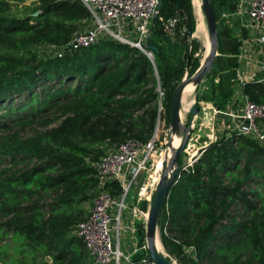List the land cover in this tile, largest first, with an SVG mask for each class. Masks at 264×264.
Instances as JSON below:
<instances>
[{"label":"trees","instance_id":"16d2710c","mask_svg":"<svg viewBox=\"0 0 264 264\" xmlns=\"http://www.w3.org/2000/svg\"><path fill=\"white\" fill-rule=\"evenodd\" d=\"M210 1L218 55L197 98L224 110L241 39L219 13L235 11L237 0ZM34 2L32 12L16 17L4 13L7 2L0 0V232L17 252L28 248L49 256L43 264H88L73 233L85 217L78 204L97 184L92 163L100 156L88 145L105 139L146 142L156 129L163 132V111L170 121L187 59L189 74L198 67V43L190 39L194 15L190 0H161L162 19H154L148 40L157 49L154 63L139 49L110 40L43 59L33 47L65 42L89 11L79 0ZM173 17L179 19L175 29L186 25L183 40L165 33L163 20ZM159 85L165 91L160 111ZM242 93L264 104V81H245ZM259 127L264 134V121ZM110 187L119 192L117 183ZM157 223L166 251L179 264H264V137L225 131L208 144L169 188ZM144 232L139 224L140 243ZM0 252H6L4 245ZM142 258L150 261L147 249L133 256L136 262Z\"/></svg>","mask_w":264,"mask_h":264},{"label":"built area","instance_id":"2783aa9c","mask_svg":"<svg viewBox=\"0 0 264 264\" xmlns=\"http://www.w3.org/2000/svg\"><path fill=\"white\" fill-rule=\"evenodd\" d=\"M79 1L88 9V17L76 22L75 29L65 42H44L35 46L34 52L37 55L41 53L43 59L62 57L66 53L100 41L110 40L139 49L154 63V52L149 49L148 40L154 19L159 17V0ZM232 15L242 19L243 28L260 33L261 41L264 42V0H237L235 11L226 13L225 17ZM178 20V17L168 19L166 27L174 29ZM237 81L242 88L245 80L237 74L234 83ZM261 81H264V78ZM157 91L161 108L165 91L160 85ZM199 106L203 110L204 107ZM211 107L215 120L218 121L216 127L220 131L222 130V133L227 130L235 131L259 140L263 139L264 134L259 127V122L264 121L263 103L253 102L244 96L243 104L239 110H221L215 104H212ZM194 126L193 121L191 131ZM193 136L195 135L193 134ZM218 138L217 134H213L209 143L197 148V155H193L194 157H191L183 165L182 171L191 167L201 156L202 149ZM190 139L191 137L188 136L185 149L189 148ZM103 142L106 145L103 154L92 163L97 178V184L92 191V203L87 215L76 223L75 234L82 240L91 264L152 263L153 261H147L146 258H142L139 262L133 259L137 250L147 249L145 244L131 252H125L121 249L120 243L125 229H129L132 234H135L136 221L142 220L146 225L148 210H142L136 203H127L126 198L131 185L136 181L139 173L143 172L140 182L141 194L151 202L159 179V174L154 173L149 165L160 142L157 129L153 137L146 142L134 138L122 142L105 139ZM180 174L177 178L180 177ZM114 182L119 186L118 193L110 190V186ZM124 210L129 212L125 226L123 224Z\"/></svg>","mask_w":264,"mask_h":264},{"label":"rangeland","instance_id":"374dc122","mask_svg":"<svg viewBox=\"0 0 264 264\" xmlns=\"http://www.w3.org/2000/svg\"><path fill=\"white\" fill-rule=\"evenodd\" d=\"M190 1H191L192 11H193L194 21H195V27H194V30H193L191 36H190V39H195L196 42L198 43V50L194 53V57H197L198 62H199L198 63V67H199L201 65V63H203V61H204L203 55H204V51H205V46L202 42L203 41L202 37L201 36L198 37L197 35H195L194 31H195V28L197 26L198 19H197V16L195 14L194 0H190ZM6 2H7V5L5 7L4 13L7 15H13L16 17L26 16V14L32 12L36 6V3L34 2V0H6ZM202 14H203V19L205 22L206 29L208 31V24H207V20H206V17H205L203 10H202ZM225 14L226 13H224V12H220L219 17L225 18L226 22H227L228 18L225 17ZM158 18L160 19V16ZM163 22L165 24L164 30H165L167 37H169L172 41L183 40V38L185 37L184 33H185V29H186L184 27H186V25L182 28H176V29L175 28L174 29L169 28L168 29L166 27L167 21L163 20ZM208 34H209V31H208ZM185 41H188V43H189L190 40H189V38L188 39L186 38ZM190 48H191V46H190ZM33 51H34V47H33ZM41 56H42L41 53H39L38 57L42 58ZM189 66H190V61L187 59L185 72H184L182 78L183 77H190L197 70L196 69L192 74H189V69H188ZM211 68H212V66H211ZM211 68L207 72V74L201 79V81H199L197 84H195L193 81H190L194 84L193 89L190 90L189 92H186L187 94L184 93L182 95V104H181V109H180V114H182L181 115V122L182 123L187 124V122L189 120V116H190L189 115V107L192 105L193 102H196L197 104L202 105L203 107H206L205 105H207V108H204V110H202L201 112L198 113L199 114L198 122L195 124L194 128L192 129L191 133L189 134V136L191 137V139L189 140V148L185 149V151L179 155V159H178L179 163L177 162L179 167H183V165L186 164L191 159V157L196 156L197 155V153H196L197 147L199 145L203 144V142L205 140H207V143H209L213 134H217L218 137L223 135V133L221 132L222 130L220 131V129H218L216 127V124L218 123V121L215 120L214 116H213V109L211 107V105L213 103L210 100L206 101L205 99H202V98L198 99L197 98L198 95L201 96V95H203L204 91H206L207 83L212 78ZM217 79H218L217 76H215L214 81H217ZM158 99H159V97H158ZM184 103L189 105V107L187 109L184 108V106H183ZM159 108H160V106H159ZM161 109H162V107L158 110L160 111ZM167 115H168L167 110L164 109L163 118L161 121V128H160V132L162 131V129H163V132L162 133L157 132V136L160 137V140H159L160 142L158 143L159 146H158L157 152L154 154V157L149 164L152 168V171L156 174H159V177H160V172L162 169V162L164 159L165 151L167 149H169L168 145H169V142L172 140L171 135H172L173 130H171L170 121H169ZM199 121H202L203 125L201 126L200 130L197 131ZM55 123H57V122H55ZM158 125H159V118H158V121L156 124L157 128H158ZM180 131L181 132H179L180 133L179 135L181 137L179 136V139H180L179 142L184 137V132L181 128H180ZM23 133L26 135L30 134L31 133L30 128L25 129V131ZM193 134L195 136H193ZM196 135H199V136H196ZM192 136H193V138H192ZM88 146L90 147V149L94 150L93 156L97 155L98 157L99 156L101 157V155L103 154V152L106 148V145L104 144L103 141L95 142V143L89 144ZM101 152H102V154H101ZM95 161H97V160H94V162ZM0 166H2V165H0ZM143 174H144L143 172H140L136 181L131 185L129 193H128L127 198H126L127 203L138 204L137 203V197H140L141 192H142V189L140 188V182L142 180ZM91 194H92V192H91ZM92 198H93V194L89 199L78 204V208L82 210V216L87 215L88 210H89L91 203H92ZM47 201H49L48 198L46 200H44L42 203L45 204ZM235 209L238 210L239 207L236 206ZM127 212H128V210H124V215ZM123 221H124V216H123ZM74 229H75V226L73 228V233H75ZM163 231H164V229L161 228V224L157 223L155 237H157L159 239V242H160L161 247H162L161 251L164 254H166L167 257L174 264H179L178 260L175 257H173L172 255H170L164 247L163 240H162V232ZM125 239L126 240H123V239L121 240V249L122 250H123V242L124 241H126L128 243H131V241H133L129 237L128 238L126 237ZM138 240L140 242L139 238H138ZM144 244L146 245L145 232H144V239L142 241V245H144ZM1 245H4V247L6 248V252L5 253L0 252V261L2 259H6L8 262H10V264H43V262L49 258V256L44 255V253H34V252H32L31 249H28V248L26 249L25 252L15 251L14 244L11 243L9 236L4 237L1 235V232H0V246ZM143 250H145V249H143ZM86 262L88 264H91V262L88 258H87ZM0 264H3V263L0 262Z\"/></svg>","mask_w":264,"mask_h":264},{"label":"water","instance_id":"95a60500","mask_svg":"<svg viewBox=\"0 0 264 264\" xmlns=\"http://www.w3.org/2000/svg\"><path fill=\"white\" fill-rule=\"evenodd\" d=\"M160 4H161V0H159V6ZM201 7L205 14L208 24L210 50L208 55L204 59L203 63H201V65L197 68V70L190 77H183L176 86V88L174 89L171 100V106H170V127L171 130H177V131L181 128L184 132V137L176 146L172 145V140L169 142L168 147L171 151V155L167 160V156H168L167 151L164 154L160 177L155 186V190L148 208L147 221L145 225V238H146V246L149 254V259L156 264H174L167 257V255L164 254L159 249H157L155 245L156 227L163 202L166 200L168 196L169 188L176 180L178 174L182 172V167H179L177 164V158L181 153L184 152V149L188 142V136L191 131L192 123L200 111L199 104L193 102L189 108L190 116L187 124L181 122L179 115L182 104L183 90L190 81H193L195 84L201 81V79L210 70L215 58L218 55L217 21L215 19L211 1L201 0ZM33 14L37 15L38 11L34 12ZM148 47L149 49L153 50V52L157 51L156 47L154 46L149 45ZM155 72H156V68H155Z\"/></svg>","mask_w":264,"mask_h":264},{"label":"crops","instance_id":"0c3cea01","mask_svg":"<svg viewBox=\"0 0 264 264\" xmlns=\"http://www.w3.org/2000/svg\"><path fill=\"white\" fill-rule=\"evenodd\" d=\"M227 24L232 28L233 34L241 39V45L239 48V53L237 55L238 66L236 68L238 76H240L245 81H261L264 78V42L261 41V34L256 33L251 29L242 27V19L237 16H229L227 17ZM245 35V36H243ZM244 94L242 93V88L240 87L239 82L233 84V94L230 98L229 104L226 109L239 110L243 104ZM207 108V105L206 107ZM203 108V110H204ZM200 109L199 112H201ZM199 114L194 119V125L198 122ZM214 116V115H213ZM215 119V117H214ZM202 121H199V125L197 131L200 130L202 126ZM207 136V135H206ZM207 144V140L203 142V144L199 145L197 148H201ZM137 203L139 207L147 211L150 205L149 200L146 196L140 195L137 197ZM129 216V212L124 215V226L127 224V219ZM136 231L135 234H132L129 229H125L123 233V240L129 237L133 241L128 243L126 241L123 242V250L125 252H131L134 249L141 247L142 243L138 240V225L141 224L143 227L144 222L142 220L136 221ZM145 230V227H144ZM121 247V243H120ZM143 249L137 250L134 255L142 251ZM133 255V256H134Z\"/></svg>","mask_w":264,"mask_h":264},{"label":"bare ground","instance_id":"6f19581e","mask_svg":"<svg viewBox=\"0 0 264 264\" xmlns=\"http://www.w3.org/2000/svg\"><path fill=\"white\" fill-rule=\"evenodd\" d=\"M194 7H195V14H196L197 19H198L195 35H197L198 37L201 36L202 39H203L202 42H203V44L205 46V51H204V55H203V60H204L206 58V56L208 55L209 50H210V41H209L208 31L206 29L205 22H204V19H203L201 0H194ZM193 87H194V84L192 82L188 83L185 86L184 90H183V94L186 93V92H189L190 90H192ZM183 106H184L185 109H187L189 107V105H187L186 103H184ZM181 115L182 114L179 115L180 116V120H181ZM179 132H181L180 129L178 131L177 130H173V132H172L171 136H172V145L173 146H176L179 143V140H180L179 139V136H180ZM167 155H168L167 156V160H168L170 155H171L170 149L167 150ZM155 245H156L157 249H159L161 251L162 247H161V244H160L159 239L157 237H155Z\"/></svg>","mask_w":264,"mask_h":264}]
</instances>
